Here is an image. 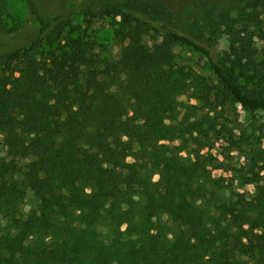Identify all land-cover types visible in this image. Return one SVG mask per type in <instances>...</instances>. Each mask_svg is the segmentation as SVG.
<instances>
[{"label": "trees", "instance_id": "trees-1", "mask_svg": "<svg viewBox=\"0 0 264 264\" xmlns=\"http://www.w3.org/2000/svg\"><path fill=\"white\" fill-rule=\"evenodd\" d=\"M88 1L27 0L37 33L0 53V264H264V186L250 198L202 152L230 107L264 111V0ZM75 13L116 20L118 58ZM9 17L0 0V33L22 34Z\"/></svg>", "mask_w": 264, "mask_h": 264}, {"label": "rangeland", "instance_id": "rangeland-1", "mask_svg": "<svg viewBox=\"0 0 264 264\" xmlns=\"http://www.w3.org/2000/svg\"><path fill=\"white\" fill-rule=\"evenodd\" d=\"M43 16L69 14L82 10L88 0H35ZM88 1V2H87ZM173 8H180L188 0H161ZM9 21L11 24H22L23 32L17 36L0 33V53L10 51L26 43L37 33L35 19L30 13L27 0H8ZM76 22L83 27L89 26V33L96 43V51L101 58L116 59L123 47L115 38V21L107 16H96L87 21L84 15L75 13ZM228 46V40L221 41L220 49ZM176 61L188 68H193L208 78L217 81L208 60L197 51L177 45ZM180 100L188 103L197 101L186 96ZM199 104V103H198ZM228 119H219L227 124V130L221 138L216 139L211 147L202 152L208 157L209 167L215 176L241 192L253 197L259 186H264V111L249 112L240 105L230 107L226 112ZM1 154V152H0ZM183 158L188 162L194 159L193 153L187 150Z\"/></svg>", "mask_w": 264, "mask_h": 264}]
</instances>
